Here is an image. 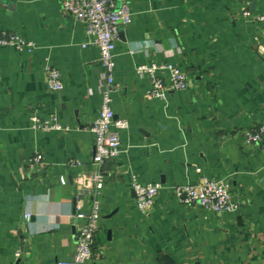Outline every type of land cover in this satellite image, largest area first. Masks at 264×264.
<instances>
[{
	"label": "crops",
	"instance_id": "1",
	"mask_svg": "<svg viewBox=\"0 0 264 264\" xmlns=\"http://www.w3.org/2000/svg\"><path fill=\"white\" fill-rule=\"evenodd\" d=\"M126 1L133 21L120 28L113 109L129 128L121 155L102 168L87 264H264V142H245L264 123V0ZM3 32L35 48H0V264H57L73 256L76 215L95 197L91 125L107 72L59 0H0ZM151 63L180 68L188 89L149 98L137 68ZM48 67L60 72L61 92L49 88ZM33 116L61 129H35ZM133 177L163 186L145 212ZM205 180L229 182L239 208L216 214L177 200L176 186Z\"/></svg>",
	"mask_w": 264,
	"mask_h": 264
},
{
	"label": "built area",
	"instance_id": "2",
	"mask_svg": "<svg viewBox=\"0 0 264 264\" xmlns=\"http://www.w3.org/2000/svg\"><path fill=\"white\" fill-rule=\"evenodd\" d=\"M62 10L71 18L84 24L87 43L84 47L98 49L100 62L107 72L100 92L102 104L99 117L92 123L91 132L95 135V154L93 164L96 171L88 182L94 186L95 197L88 213L80 212L77 220L82 222L76 237L75 251L68 260L57 264H87L94 257V247L100 232L102 220L100 192L104 187L102 168L110 161L116 160L122 153L120 133L129 128L126 120L115 119L113 94L117 91L114 79L115 54L120 42L121 26H128L133 21L129 3L126 0H59ZM245 17H252L249 11ZM264 29V14L256 17ZM0 48H12L31 52L35 44L13 32L0 35ZM140 77H148L150 87L147 96L154 99H166L169 95L188 89V75L172 64H144L137 68ZM46 80L54 92H61L63 85L61 74L55 68L48 67ZM32 127L38 130L61 129L58 119L43 120L37 116L31 118ZM246 144L256 145L264 142V123L254 127L246 134ZM35 162L43 164V157L37 155ZM132 187L136 193V205L140 212L151 209L163 186L160 183L143 184L133 177ZM229 182L223 180H205L198 185L183 184L174 188L177 200L185 206L198 207L216 214L233 213L239 205L233 201ZM30 219V216H27Z\"/></svg>",
	"mask_w": 264,
	"mask_h": 264
}]
</instances>
